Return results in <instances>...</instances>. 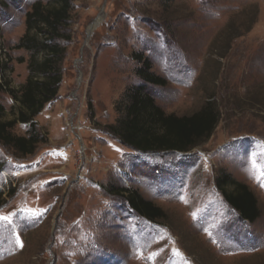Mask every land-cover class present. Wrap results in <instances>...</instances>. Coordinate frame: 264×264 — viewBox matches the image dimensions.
<instances>
[{
    "label": "rangeland",
    "instance_id": "rangeland-1",
    "mask_svg": "<svg viewBox=\"0 0 264 264\" xmlns=\"http://www.w3.org/2000/svg\"><path fill=\"white\" fill-rule=\"evenodd\" d=\"M36 1L49 3L0 0V62L14 91L29 56L14 46ZM65 37L58 95L35 119L45 143L26 157L0 145V264H264V0H78ZM135 54L165 80L146 92L166 114L215 103L207 142L142 154L107 133L141 83ZM0 102L11 120L13 100ZM221 172L255 196L254 223L225 203ZM116 189L137 191L164 219L139 217L106 192Z\"/></svg>",
    "mask_w": 264,
    "mask_h": 264
},
{
    "label": "trees",
    "instance_id": "trees-1",
    "mask_svg": "<svg viewBox=\"0 0 264 264\" xmlns=\"http://www.w3.org/2000/svg\"><path fill=\"white\" fill-rule=\"evenodd\" d=\"M76 1L49 0L46 5L36 1L25 14L24 33L14 46V49L24 50L29 55L27 77L19 90L10 88L7 76L10 70L6 62H0V95L7 94L16 105L11 108L12 119L5 120L6 110L0 102V145L18 156L32 155L37 146L46 141L35 119L58 95L64 58V50L58 41L66 38L65 31ZM162 1L169 3L174 0ZM134 59L140 65L135 74L141 83L126 91L127 103L123 114L114 124L106 126L107 133L122 146L142 154H186L207 142L219 123L215 103L208 101L190 116L166 114L146 92L147 85L164 87L165 80L151 71L147 58L135 54ZM18 124L27 126L24 136L11 133ZM214 183L240 220L252 224L260 217L257 200L247 186L224 172L215 178ZM106 192L120 197L129 210L149 222L164 219L163 211L144 200L137 191L116 189Z\"/></svg>",
    "mask_w": 264,
    "mask_h": 264
},
{
    "label": "snow or ice",
    "instance_id": "snow-or-ice-1",
    "mask_svg": "<svg viewBox=\"0 0 264 264\" xmlns=\"http://www.w3.org/2000/svg\"><path fill=\"white\" fill-rule=\"evenodd\" d=\"M261 186L264 187V184H262ZM0 219L7 220L8 218L7 217H0ZM16 242H17L18 245H20L19 238H17V241ZM20 246H22V245H20Z\"/></svg>",
    "mask_w": 264,
    "mask_h": 264
}]
</instances>
